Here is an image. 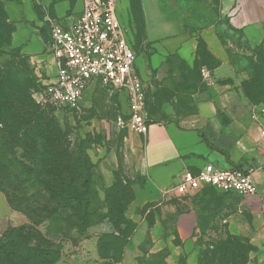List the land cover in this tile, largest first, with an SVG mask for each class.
Listing matches in <instances>:
<instances>
[{
  "label": "rangeland",
  "instance_id": "obj_1",
  "mask_svg": "<svg viewBox=\"0 0 264 264\" xmlns=\"http://www.w3.org/2000/svg\"><path fill=\"white\" fill-rule=\"evenodd\" d=\"M6 1L0 0V22H7L11 26L7 30L0 29V36L5 35L10 41L1 50L4 55L0 62L8 60L13 52L23 56L35 78L33 94L49 83L58 69V63L50 53L51 27L77 17L81 12H44L43 5L48 0H24V4L22 0H15L17 5L23 6L21 24L25 37L42 47L37 55L31 57L23 54L21 47L12 44L14 25L8 21L4 6ZM60 2L53 0L50 9H55L54 5L58 6ZM233 2L116 0L117 14L129 29V42L137 57V70L145 96L144 115L149 124L178 123L194 113L193 94L200 88V70L209 63L211 56L200 37L201 32L221 21L225 22L229 15L222 11L229 10ZM69 4L70 8L74 7L76 0H71ZM17 5L16 12L19 10ZM29 7L31 13L27 12ZM189 38H195L198 43L199 59L192 63L178 55L181 44ZM252 52L253 56L245 63L248 69L253 70L248 89L260 99L258 91L264 85V60L257 48ZM39 107L51 111L62 148L71 153L78 146L77 152L85 154L88 186L95 200L88 208L87 222L78 231L69 223L32 224L26 216L10 207L0 191V264H15V259L6 258L2 251L11 244L15 249L24 251L37 245H54L56 261L53 264H106L108 262L103 258L110 255H115L117 264H123L127 248L137 253V264L142 261L168 264L166 260L169 254L177 247L174 264H249L255 252V247L250 243V233L231 230L229 222L238 217L241 218L240 226L249 228L251 215L239 209L238 198L215 190L203 191L186 199L170 197L169 211L162 210L166 217L161 234L163 249L149 254L155 239L151 229L155 224L157 209L153 203L139 204V187L144 186L141 175L143 147L140 135L118 124L119 119L124 120L127 116L124 95L112 93L95 83L84 93L80 108L76 111L58 110L48 105ZM0 145H3L1 140ZM21 156L22 151L15 148V177L18 184L22 181L18 177H25L31 167V163L20 160ZM74 168L76 171L79 169L78 165ZM30 185H26V188L35 193ZM195 207L200 214L193 238L183 242L176 231L178 215ZM172 208L176 211L174 215ZM109 211L113 214L114 224L108 220ZM166 213L169 215L166 216ZM120 218H124L125 225L119 224ZM107 234L117 239L115 252L102 243Z\"/></svg>",
  "mask_w": 264,
  "mask_h": 264
},
{
  "label": "crops",
  "instance_id": "obj_2",
  "mask_svg": "<svg viewBox=\"0 0 264 264\" xmlns=\"http://www.w3.org/2000/svg\"><path fill=\"white\" fill-rule=\"evenodd\" d=\"M48 1L43 5L44 12H81V15L85 0H76L72 8L69 4L71 0H61L58 6L54 5L56 7L53 10L50 9L53 0ZM233 1L229 10L222 11L229 18L203 30L200 35L207 51L217 61L215 65H203L210 69L215 83L211 86L200 84L193 94V114L178 123L150 124L147 134L139 137L143 147L141 175L144 179V186L139 187V204L153 203L157 209L155 224L151 229L155 239L149 254H156L163 249L161 234L166 217L162 210L169 211L168 200L172 195L163 196L162 192L176 185L184 172L196 173L205 164H212L221 170H257L264 163L262 142L257 126L252 121L254 106L264 103V85L258 91L259 99L248 89L253 70L245 66L256 48L264 60V0ZM22 2L25 3L24 0ZM15 4V0H7L4 5L8 21L14 25L12 44L21 47L23 54L34 57L42 47L25 37L21 24L23 6L17 5L19 10L16 12ZM27 12L31 13L30 7ZM77 17L61 25L65 26ZM197 44L195 38L187 39L181 44L178 55L189 63L195 62L199 59ZM262 78L264 80V72ZM253 179L258 184L263 182L258 171L254 173ZM209 190L213 189H204L195 194ZM236 198L240 201L239 209L251 215V225L249 228L241 227V218L236 217L229 222L230 229L250 233V243L255 247V252L249 264H264V209L256 199ZM172 209V214H175V209ZM199 214V209L195 207L178 215L176 231L183 242L193 238ZM177 248L169 254L166 260L168 264H174ZM136 254L127 248L123 264H137Z\"/></svg>",
  "mask_w": 264,
  "mask_h": 264
},
{
  "label": "trees",
  "instance_id": "obj_3",
  "mask_svg": "<svg viewBox=\"0 0 264 264\" xmlns=\"http://www.w3.org/2000/svg\"><path fill=\"white\" fill-rule=\"evenodd\" d=\"M10 26L0 22V29L7 30ZM9 41V37L0 36V58L4 55L1 50L9 45ZM207 64L217 62L209 56ZM35 87L27 60L19 53L13 52L8 60L0 62V140L3 143L2 147L0 145V191L10 207L26 216L32 224L69 223L80 231L88 220V208L95 200L88 186L86 156L77 152L78 146L71 153L62 148L51 111L35 105L31 97ZM124 99L126 102L125 96ZM15 148L22 151L20 160L31 163L26 176L18 177L22 180L20 184L15 177ZM77 165L78 171L74 168ZM28 184L35 193L26 188ZM108 218L114 224L110 211ZM119 224H126L124 218H120ZM116 240L114 235L107 234L102 243L115 252ZM15 248L11 244L2 250L6 258L15 259V264H53L56 261L54 245H37L27 251ZM103 260L108 262L106 264H117L115 255ZM141 264L148 263L142 261Z\"/></svg>",
  "mask_w": 264,
  "mask_h": 264
},
{
  "label": "built area",
  "instance_id": "obj_4",
  "mask_svg": "<svg viewBox=\"0 0 264 264\" xmlns=\"http://www.w3.org/2000/svg\"><path fill=\"white\" fill-rule=\"evenodd\" d=\"M129 29L117 14L116 0H86L82 14L67 25H53L50 30V53L58 63L55 77L32 94L39 106L76 111L84 93L95 83L126 98V119L118 124L137 135H146L149 121L144 115V88L137 70V57L129 42ZM205 86L215 82L211 71L200 70ZM252 121L264 150V103L253 108ZM258 171L263 182L253 175ZM204 189L240 198L256 199L264 209V163L259 169L221 170L205 164L198 172L186 171L171 189L162 192L185 198Z\"/></svg>",
  "mask_w": 264,
  "mask_h": 264
}]
</instances>
